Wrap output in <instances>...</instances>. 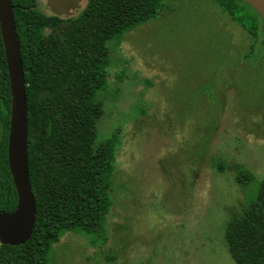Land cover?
I'll use <instances>...</instances> for the list:
<instances>
[{
	"label": "rangeland",
	"instance_id": "374dc122",
	"mask_svg": "<svg viewBox=\"0 0 264 264\" xmlns=\"http://www.w3.org/2000/svg\"><path fill=\"white\" fill-rule=\"evenodd\" d=\"M109 48L98 141L118 137L113 205L48 264H236L229 213L258 182L244 192L234 166L264 179V31L255 42L214 0H163Z\"/></svg>",
	"mask_w": 264,
	"mask_h": 264
},
{
	"label": "trees",
	"instance_id": "16d2710c",
	"mask_svg": "<svg viewBox=\"0 0 264 264\" xmlns=\"http://www.w3.org/2000/svg\"><path fill=\"white\" fill-rule=\"evenodd\" d=\"M163 0H88L70 17L43 12L36 0H12L27 83L28 157L37 201L30 240L0 243V264H48L66 232H98L113 205L109 195L116 164V135L98 141L105 115L100 92L107 82L109 43L154 18ZM255 40L259 13L243 0H214ZM241 3L246 5L244 7ZM11 90L0 30V211L12 213L18 195L8 162ZM218 170L223 169L214 164ZM244 192L257 196L230 210L226 241L236 264H264V179L234 166ZM247 197V194H246Z\"/></svg>",
	"mask_w": 264,
	"mask_h": 264
},
{
	"label": "water",
	"instance_id": "95a60500",
	"mask_svg": "<svg viewBox=\"0 0 264 264\" xmlns=\"http://www.w3.org/2000/svg\"><path fill=\"white\" fill-rule=\"evenodd\" d=\"M262 18L264 0H243ZM88 0H47L53 15L70 17L77 14ZM12 0H0V30L5 48L11 90V122L8 140V162L18 195L16 209L8 214L0 211V243L19 246L33 235L37 220V201L30 180L28 157L27 83Z\"/></svg>",
	"mask_w": 264,
	"mask_h": 264
},
{
	"label": "flooded vegetation",
	"instance_id": "af4514ba",
	"mask_svg": "<svg viewBox=\"0 0 264 264\" xmlns=\"http://www.w3.org/2000/svg\"><path fill=\"white\" fill-rule=\"evenodd\" d=\"M51 13V12H50ZM52 14V13H51Z\"/></svg>",
	"mask_w": 264,
	"mask_h": 264
}]
</instances>
